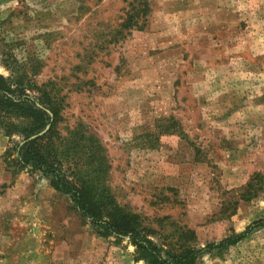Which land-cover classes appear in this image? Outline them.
<instances>
[{
	"label": "rangeland",
	"instance_id": "1",
	"mask_svg": "<svg viewBox=\"0 0 264 264\" xmlns=\"http://www.w3.org/2000/svg\"><path fill=\"white\" fill-rule=\"evenodd\" d=\"M147 1L142 27L125 30V0H0V75L15 65L57 94L65 171L101 161L102 185L163 251L264 264V0ZM28 122L0 120V264H145L127 236L103 234L45 175L10 161ZM254 173L260 191L240 200Z\"/></svg>",
	"mask_w": 264,
	"mask_h": 264
},
{
	"label": "trees",
	"instance_id": "2",
	"mask_svg": "<svg viewBox=\"0 0 264 264\" xmlns=\"http://www.w3.org/2000/svg\"><path fill=\"white\" fill-rule=\"evenodd\" d=\"M125 1L127 10L119 25L120 29H140L149 10L148 1ZM14 68L17 67L15 65L9 67V76L0 75V120L2 121L6 116H16L29 120V125L20 131L24 132V141L13 149L16 156L10 161L19 167L30 166L31 169L45 175L49 185L56 191L66 194L77 210L103 234L127 236L145 264H194L203 249L186 247L175 251L172 247H168L166 251H163L162 243L157 244L149 238L153 229L144 218L137 213L125 211L116 204L113 195L102 185L104 165L101 161L95 165L94 170L87 173H82L78 167L76 171L70 167H67L65 171L63 163L70 162L68 157L70 147L69 143L60 137L57 126L61 114V101L56 93L47 88L48 85H38L33 79L15 73ZM33 90L38 93L39 103L51 111V117L34 104L27 92ZM49 119L51 120L49 127L44 133L28 138L29 135L42 129ZM11 127L13 124L10 123L4 126L6 130ZM74 148L75 145L71 149ZM100 150L99 147L98 151ZM91 158L92 156L90 160ZM100 160L103 161V158L100 157ZM67 170H70L68 174ZM262 185V175L254 173L240 188L238 198L244 201L251 200L256 197ZM248 229L249 227L243 232L230 235L218 244L206 245L204 250L209 251L214 246L220 248L231 246L242 239L248 233ZM179 232L181 238L188 239L187 234L190 229L182 228Z\"/></svg>",
	"mask_w": 264,
	"mask_h": 264
},
{
	"label": "water",
	"instance_id": "3",
	"mask_svg": "<svg viewBox=\"0 0 264 264\" xmlns=\"http://www.w3.org/2000/svg\"><path fill=\"white\" fill-rule=\"evenodd\" d=\"M49 126V125H48Z\"/></svg>",
	"mask_w": 264,
	"mask_h": 264
}]
</instances>
